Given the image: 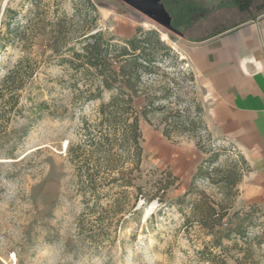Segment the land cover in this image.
Masks as SVG:
<instances>
[{
	"label": "rangeland",
	"instance_id": "rangeland-1",
	"mask_svg": "<svg viewBox=\"0 0 264 264\" xmlns=\"http://www.w3.org/2000/svg\"><path fill=\"white\" fill-rule=\"evenodd\" d=\"M90 1L96 11L89 15L94 21L87 35L100 32L105 39L121 45L138 29L158 34L170 48L169 57H164L160 64L158 79L162 83L174 79L171 99L178 97L183 104L199 105L205 126L201 92L185 56L187 40L211 35L227 24L264 12V0H242L231 7L225 6L226 0H211L213 10L206 19L186 26L180 24L178 11L172 7L177 23L173 27L181 31L180 37L120 0ZM190 1L198 3V0ZM30 2L0 0V32L6 9L19 12L24 23L25 17L36 10ZM78 3V0H40L38 9L47 13L46 20L52 19L57 7L71 17L79 8ZM42 50L43 40L38 36L31 54L36 57L38 69L22 93L18 114L3 118L0 113V264H195L194 252L209 238L185 223L189 203L200 192L220 201L225 191L211 181L222 175L199 179L190 186L192 177L199 166L226 171L234 164L243 176L247 169L241 161L243 157L234 146L212 136L207 126L209 137L201 132L196 137L167 140L156 126V117L151 125L142 121V178L138 185L145 193H155L163 173L174 177L175 185L164 195L157 193L150 203L140 200L135 212L125 215L116 229L93 238L78 233L76 221L84 206L69 183L65 149L67 141L76 138L81 116L90 115L101 100L72 104V93H76L70 87L74 71L48 51L41 55ZM23 55L18 45H4L0 41V79ZM77 85L80 87L82 82ZM108 96L104 93L103 101ZM40 102L47 103L42 111L36 108ZM190 187L192 192L185 202L178 204ZM238 197L239 194L230 215L249 211L250 205L241 204ZM243 226L241 238H234L242 250L230 248L233 238L224 241L228 247L227 262L234 264L235 258H244L248 238L254 250L253 258L264 264V211L259 210L244 220Z\"/></svg>",
	"mask_w": 264,
	"mask_h": 264
},
{
	"label": "trees",
	"instance_id": "trees-1",
	"mask_svg": "<svg viewBox=\"0 0 264 264\" xmlns=\"http://www.w3.org/2000/svg\"><path fill=\"white\" fill-rule=\"evenodd\" d=\"M39 2L31 0L36 10L25 17L24 23L19 12L9 8L5 11L0 41L4 45H18L24 55L0 79V113L9 118L19 112L22 93L38 69L36 57L31 55L38 36L43 40L41 55L48 51L74 71L70 87L76 93H72V104L101 100L90 115L81 116L76 138L67 141L64 156L69 183L84 206L76 221L77 231L93 238L116 229L125 215L135 212L140 200L150 203L157 193L164 195L175 185L176 179L168 173L158 179L155 193H145L138 185L142 178V121L151 125L156 117V126L167 140L196 137L201 132L209 135L199 105L183 104L178 97L172 100L174 79L163 83L158 79L160 64L164 57H169L170 48L155 31L138 29L119 45L100 32L87 35L94 21L89 15L96 11L90 0H78L79 8L71 17L55 8L50 20H46V12L38 9ZM78 82H82L80 87ZM104 93L109 94L106 101ZM46 106V102H40L36 108L42 111ZM212 175H222L211 181L225 191L224 197L215 201L200 192L189 203V213L184 216L188 226H195L209 238L194 252L195 264H229L224 241L233 238L230 248L242 250L235 239L245 231L243 221L262 210L250 205L248 212L235 211L230 215L242 177L236 164L226 171L199 166L190 186ZM191 192L190 187L178 204H183ZM245 242L248 246L244 258H235L234 264H259L253 258L251 241L246 238Z\"/></svg>",
	"mask_w": 264,
	"mask_h": 264
},
{
	"label": "crops",
	"instance_id": "crops-1",
	"mask_svg": "<svg viewBox=\"0 0 264 264\" xmlns=\"http://www.w3.org/2000/svg\"><path fill=\"white\" fill-rule=\"evenodd\" d=\"M188 39L185 56L212 136L236 148L247 171L238 201L264 211V12Z\"/></svg>",
	"mask_w": 264,
	"mask_h": 264
},
{
	"label": "flooded vegetation",
	"instance_id": "flooded-vegetation-1",
	"mask_svg": "<svg viewBox=\"0 0 264 264\" xmlns=\"http://www.w3.org/2000/svg\"><path fill=\"white\" fill-rule=\"evenodd\" d=\"M242 0H226L225 6L231 7L233 5H236L237 3H240ZM160 3L164 6L166 12L171 17V25L173 27L176 19V15L172 12V7L178 11L176 14H178L179 20L181 21L180 24L189 26L194 23H196L199 20H204L210 14V12L213 10V7L211 6L212 1L211 0H198V3L191 2L190 0H160ZM208 9V10H207ZM199 10V13L198 11ZM242 19V18H241ZM239 19V20H241ZM177 24V23H175ZM179 24V23H178ZM174 28V27H173ZM175 29V28H174ZM181 33L180 30L176 29ZM183 34L181 33L182 37Z\"/></svg>",
	"mask_w": 264,
	"mask_h": 264
},
{
	"label": "water",
	"instance_id": "water-1",
	"mask_svg": "<svg viewBox=\"0 0 264 264\" xmlns=\"http://www.w3.org/2000/svg\"><path fill=\"white\" fill-rule=\"evenodd\" d=\"M125 5L151 19L168 32L181 36V33L171 25V17L166 12L160 0H120Z\"/></svg>",
	"mask_w": 264,
	"mask_h": 264
}]
</instances>
